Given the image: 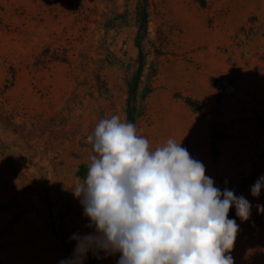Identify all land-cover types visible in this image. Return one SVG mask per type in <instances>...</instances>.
Instances as JSON below:
<instances>
[{
  "label": "rangeland",
  "instance_id": "rangeland-1",
  "mask_svg": "<svg viewBox=\"0 0 264 264\" xmlns=\"http://www.w3.org/2000/svg\"><path fill=\"white\" fill-rule=\"evenodd\" d=\"M144 2L0 0V99L21 130L32 129L13 157L0 152V264H60L73 256V234L94 231L71 189L86 175V138L97 123L125 120L126 80L141 74L143 8L150 39L158 26L167 31L169 54L143 98L150 119L141 133L151 148L181 141L221 191L240 173L250 180L235 194L252 207L247 221L236 219L230 255L234 264H264V212L256 208L264 188L251 195L264 176V0H220L210 9L192 0ZM45 49L68 59L37 64ZM118 259L88 252L83 264Z\"/></svg>",
  "mask_w": 264,
  "mask_h": 264
},
{
  "label": "clouds",
  "instance_id": "clouds-1",
  "mask_svg": "<svg viewBox=\"0 0 264 264\" xmlns=\"http://www.w3.org/2000/svg\"><path fill=\"white\" fill-rule=\"evenodd\" d=\"M86 139L90 163L71 191L94 231L73 234V256L60 264H83L88 252L119 253L117 264H234L239 225L228 213L234 207L247 221L252 205L216 187L181 141L151 148L119 115L101 119ZM262 188L264 176L251 195L258 198ZM256 208L264 212V205Z\"/></svg>",
  "mask_w": 264,
  "mask_h": 264
},
{
  "label": "trees",
  "instance_id": "trees-1",
  "mask_svg": "<svg viewBox=\"0 0 264 264\" xmlns=\"http://www.w3.org/2000/svg\"><path fill=\"white\" fill-rule=\"evenodd\" d=\"M145 6L149 5V0H144ZM220 0H192L202 9H210L212 5ZM140 20H137L139 24L138 36H137V48H138V71L141 73L133 78H128L125 85V101H124V113L125 120L127 122L134 123L141 133V127L143 123H146L150 119L148 108L143 102V98L152 94L155 90V78L157 76L160 63L164 56L169 54V35L166 30L158 26L155 29V35L152 39L149 38L148 25L150 22V12L143 8L140 13ZM144 43H150L151 45H145ZM150 46L152 49H147ZM154 53V58L151 61H147V55ZM68 59L66 53H60L58 50L50 52L45 49L40 58L37 59V64H46L52 61H66ZM144 71H147V75H143ZM18 114L16 111L8 108L6 104L0 99V152L8 154L11 157L15 155L13 148L20 149V140H24L30 136L32 129L27 124L20 129V122L17 121ZM61 119H65L64 115L60 116ZM53 118V117H52ZM55 118V117H54ZM65 125V124H64ZM34 128L37 127V122L32 123ZM6 138H11L7 140ZM218 153H214V157H217ZM240 179L231 178L227 181L228 189L234 190L235 194L241 191L247 184L250 183L247 177H243V173H240ZM229 219H238L235 215L234 207L230 208L228 213Z\"/></svg>",
  "mask_w": 264,
  "mask_h": 264
}]
</instances>
